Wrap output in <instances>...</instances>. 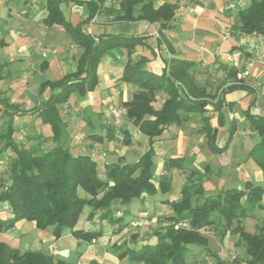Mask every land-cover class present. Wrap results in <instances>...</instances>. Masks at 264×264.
Wrapping results in <instances>:
<instances>
[{"label": "trees", "instance_id": "obj_1", "mask_svg": "<svg viewBox=\"0 0 264 264\" xmlns=\"http://www.w3.org/2000/svg\"><path fill=\"white\" fill-rule=\"evenodd\" d=\"M46 1L48 13L45 23L63 26L71 40L82 50L74 69L57 80H45L41 84L40 94L46 88L48 92L35 107L21 109L18 103L0 97V164L4 163L0 171V232L12 229L19 220H25L32 222L37 229L51 227L55 238L69 231L78 239L91 241L101 237L103 229L77 227L85 206L90 207L88 217L93 218L99 213L100 220L112 225V232L119 234L135 220L124 221L128 210L125 208L121 212L122 206L126 207L133 198L143 199L171 189L169 178L164 176L155 182L153 174L152 143L163 137L167 127L180 125L193 114L200 113V132L204 133L205 143L215 154L224 152L237 130V124L230 122L226 143L220 146L217 134L218 126L223 124L222 95L226 90L248 86L236 82L237 69L233 67L227 69V75L228 79L235 82L211 92L196 82L192 73L193 61L171 54L165 61L164 69L156 73L145 67L144 58L138 61L128 58L120 80L132 83L136 90L130 99L123 102L126 111L122 116L146 136L148 149L134 161L106 163L104 178H101L95 157L89 153L71 152L63 105L73 97L84 99L87 92L94 88L99 60L110 47L124 44L130 55V48L142 37L103 34L95 38L85 33L82 26L99 10L101 0H87L90 13L75 26L63 16L60 0ZM138 3H142V6L139 14L135 15L134 6ZM118 4L114 12L116 19L156 22L160 25L159 31L172 19L175 8L174 4L167 1L158 7H154L152 0H119ZM234 16L239 30L264 35V0H250L249 5L237 9ZM158 33L160 44L164 39ZM239 80L242 81V78ZM161 94H164V98L160 106L156 107ZM206 112L209 114L206 115ZM28 113L35 114L40 127L32 133L24 132V140H17L15 133L20 132L21 126L14 117ZM214 114L217 116L216 126L210 124ZM247 115L248 127L257 136L247 158L258 166L264 176V113L255 115L247 111ZM43 127L47 128L53 142L49 147L42 146L46 140ZM115 129L114 124L108 123L104 135L92 129L87 135L95 141L105 138L111 140L116 137ZM117 131L124 135L123 142L129 143L127 130L118 126ZM164 164L166 168L180 169L183 167V158L167 157ZM210 173L209 163L203 169H191L185 175L179 198L165 200L172 210V214L165 217L168 224L153 230V241L146 237L139 241L140 234L129 230V227L128 231L131 232L127 241L133 243L123 241L112 244L118 257H127L141 264H185L189 246H199L213 258L214 264H228L208 246V238L201 233L202 229L211 226L220 229L221 238L227 231L238 235L237 243L244 249V258L239 260V264H264V217L259 219L262 224L255 225L256 232L246 230L241 222L247 217L256 219L255 209L264 210V182L254 184L246 180L243 187H220L217 192L207 195L203 183L209 179ZM114 201L119 203L120 208L111 206ZM177 222L187 225L176 228L174 224ZM0 264L67 262L42 249L20 250L0 240Z\"/></svg>", "mask_w": 264, "mask_h": 264}, {"label": "crops", "instance_id": "obj_2", "mask_svg": "<svg viewBox=\"0 0 264 264\" xmlns=\"http://www.w3.org/2000/svg\"><path fill=\"white\" fill-rule=\"evenodd\" d=\"M118 1L101 0L99 10L82 26V30L95 38L103 34L142 38L130 48V55L124 44L110 47L99 60L97 83L94 88L87 92L84 99L78 100L73 97L63 105V117L67 123L71 152L89 153L95 157L101 178H104L106 163L118 160L131 162L148 149L146 136L124 116L121 117L120 123L116 124L109 108L112 105L123 106V102L130 99L136 90L132 83L120 80L128 58L132 61L144 58L145 67L156 73L164 69L169 56L153 35L155 30L163 36L165 42L163 43L168 46L170 55L194 62L192 73L195 80L205 86L207 91L215 92L235 82L228 79L227 69L230 67L237 69L236 82L248 87H238L223 93V118L228 119L229 123L233 121L237 125L241 123L248 125L247 111L255 115L264 113V35L239 30L234 16L236 10L247 7L250 0H152L154 7L165 1L175 6L172 19L160 31V25L156 22L149 23L145 19H116L114 12L119 7ZM46 4V0H0V97L18 103L21 109L38 105L48 92L46 88L40 94L41 84L45 80H57L74 69L82 50L71 40L63 26L45 23L48 13ZM230 4L234 7L229 8ZM141 6L142 3L134 6L135 15L139 14ZM59 7L72 26L86 19L90 13L87 0H60ZM248 62L252 64L248 68L249 74L240 81V73ZM23 78H26L27 83H23ZM160 98L156 107L160 106L164 94H161ZM205 114L208 115L209 112ZM33 118L37 119L33 122L35 131L40 127L35 114L14 117L17 123H24L20 129L22 134L19 132L21 136L24 137L23 133L27 130L24 127L25 123L29 124V120ZM200 118L201 114L195 113L182 124L167 127L163 137L153 141V159L154 157L158 159L153 165L155 182L165 176L170 180V188L174 183H178L181 188L185 175L193 168L203 169V166L209 163L211 165L209 179H213L217 172L221 174V170L230 166V163L226 162L212 163L215 153L205 143L204 133L200 132L202 127ZM108 123L116 127L115 139L95 141L87 135L89 129L104 135ZM217 123V116L214 114L210 118V124L216 126ZM118 126L127 130L129 143L123 142L124 135L117 131ZM42 129L46 135L42 146L49 147L53 143L49 138L50 133L46 127ZM236 132L237 130L233 138L238 136ZM195 133L200 134L199 137ZM238 139L242 138L239 136ZM164 142L171 143L165 146ZM229 145H232L235 151L244 154L246 152L248 154L251 148L249 146L240 149L234 139ZM234 156L236 161L234 168L244 171L245 175L241 179L237 176L231 180L227 178L220 187L236 185L240 188L246 180L252 179L247 165L249 167L250 163L256 164L247 158V155L245 162H240L238 153ZM167 157H182L183 167L166 168L164 161ZM156 167H160L159 175L154 171ZM258 170L254 175L259 180L264 179L262 171ZM217 191L216 187L212 193ZM165 200L170 199L156 195L145 196L143 199L133 198L126 207L122 206L120 211L125 208L128 210L124 221L129 222L142 217L152 221L161 220L160 224L163 226L166 224L164 217L172 214L171 206ZM111 206L120 208L117 201ZM89 211V206L83 208L77 227L86 230L101 227L103 235L91 241L78 239L69 231L55 238L51 227L37 229L32 222L25 220L17 221L15 225L20 226L16 228L14 225L15 228L5 233H9L12 238L19 237L23 241L24 245L17 247L20 250L42 249L55 257L65 259L67 264H141L127 257L119 258L112 245L114 242L119 244L127 241L131 232H128L129 225L121 233H113L112 225L100 220L99 213L90 218ZM144 237L149 241L154 240L151 233L148 236L139 235V241ZM132 243L127 241V244Z\"/></svg>", "mask_w": 264, "mask_h": 264}, {"label": "rangeland", "instance_id": "obj_3", "mask_svg": "<svg viewBox=\"0 0 264 264\" xmlns=\"http://www.w3.org/2000/svg\"><path fill=\"white\" fill-rule=\"evenodd\" d=\"M24 81L23 83H27L26 82V78H23ZM157 104V103H156ZM115 106V105H112ZM35 118H33V120H29V124L28 122L25 123L24 127H26V131L28 133H32L34 131L35 125L33 122H36ZM222 125L218 126V134H217V143L222 146L226 143V139L228 137V132H229V121L228 119H222ZM21 124L24 123H19V126H21ZM238 124L237 125V137H232V139H234L235 143H237L238 146H240L239 148L242 149L243 147L249 148V146H252L256 140V134L250 130V128L248 127L247 124ZM222 127V128H221ZM21 133V132H20ZM19 132L15 133L16 135V139L17 140H23L24 137L20 135ZM194 133V132H193ZM22 134V133H21ZM197 137H199L200 134H196ZM239 136L242 139H238ZM197 139V138H196ZM231 139V141H232ZM230 141V143H231ZM197 141H195L196 143ZM171 142H164V145H169ZM194 143V142H192ZM229 143V144H230ZM233 145V144H232ZM232 145H228L227 149L222 152L221 154H215V158L214 160H212V163L218 164L219 162H226V163H230V166L227 167L224 170H221V174H216V176L213 179H206L203 183V186L205 188V192L208 194H210L209 192L215 191V188L217 187V189L220 188L221 184H224V181L228 179H233L235 176L239 177L240 179L242 177H244L245 172L241 171V170H237L234 168V164H235V153H238L239 155V160L240 162H245L246 161V154H244L243 152H238L234 150V147L232 148ZM190 148V147H189ZM236 148V147H235ZM193 150V148H191V151ZM245 158V159H244ZM154 164H156V162L158 161L157 157H154L153 159ZM251 166L248 167L247 165V169H248V173L252 176L251 180L254 184H262L264 182L263 179L259 180L256 178V176L254 175V173H257L259 170V168L256 165H253L252 163H250ZM3 165L4 163L0 164V171L3 169ZM155 173L157 175H159L160 173V167H156L154 169ZM257 171V172H256ZM169 176V175H168ZM179 190H180V186L178 185V183H174V185L172 186V188L166 192V193H161L158 192L156 194V196H160L162 198H168L170 200L172 199H178L179 198ZM135 202V201H134ZM140 202V201H139ZM262 202L264 203V194H263V198H262ZM258 217L255 218H243L242 219V223L245 227L246 230L250 231V232H256V224H262V221L259 220L260 218L264 217V210L261 209H255L253 211ZM129 217V216H128ZM165 219V217H164ZM135 220H140L141 222H143V224L141 226H133L132 224H130L131 226V231L137 232L138 234L142 235V236H148L149 234H151L153 232V230L158 229L159 227H162V225L160 224V221H156L155 219L149 220L146 218H142V217H138L135 218ZM179 222L175 223V227H182L181 225L177 226ZM166 224H168V222L166 221ZM16 228L19 227L18 225H15ZM164 226V225H163ZM15 228V227H14ZM219 230L220 229H215L211 226H208L204 229L201 230V233L206 236L208 238V246L217 251V253L219 254V256L226 261V263L228 264H239V260L244 258V249L241 245H239L237 243L238 240V235L236 233L233 232H226V234L221 238L220 234H219ZM129 232V231H128ZM0 240L8 242L9 245L11 246H16V247H22L24 245L23 241L21 239H19V237L16 238H12L11 235L9 233H5V232H0ZM186 263L185 264H214V260L211 256H209L204 249H202V247L199 246H189L188 251L186 253Z\"/></svg>", "mask_w": 264, "mask_h": 264}, {"label": "built area", "instance_id": "obj_4", "mask_svg": "<svg viewBox=\"0 0 264 264\" xmlns=\"http://www.w3.org/2000/svg\"><path fill=\"white\" fill-rule=\"evenodd\" d=\"M233 6H234L233 4H230L229 7H233ZM189 10L192 11L191 8H190ZM153 35H154L156 38H159V37H160V35H159V33H158L157 30L154 31ZM161 45H162V47H163V50H164V51L167 53V55L169 56L170 54H169V52H168L167 47H166L165 44L163 43V41H162ZM251 65H252L251 62H248V63H247L246 68L240 73V78H244V77H246V76L249 74V70H248V68H249ZM109 111H110V114L113 116V120H114V122H115L116 124H118V123H120V121H121V116H122V114H124L126 110H125V107H123V106H110ZM131 224H132L133 226H141V225L143 224V222H141L140 220H133V221L131 222ZM179 225H181V226H186L187 224H186L185 222H179V223L177 224V226H179Z\"/></svg>", "mask_w": 264, "mask_h": 264}]
</instances>
